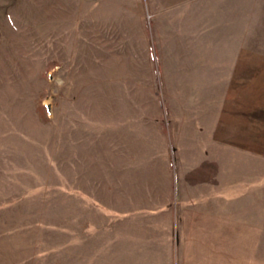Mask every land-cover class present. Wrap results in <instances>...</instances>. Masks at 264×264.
<instances>
[{"label": "rangeland", "instance_id": "rangeland-1", "mask_svg": "<svg viewBox=\"0 0 264 264\" xmlns=\"http://www.w3.org/2000/svg\"><path fill=\"white\" fill-rule=\"evenodd\" d=\"M0 264H264V0H0Z\"/></svg>", "mask_w": 264, "mask_h": 264}]
</instances>
